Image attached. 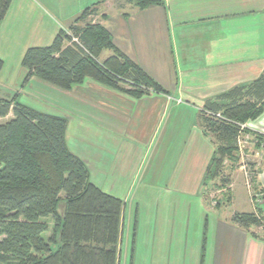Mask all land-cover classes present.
<instances>
[{
  "label": "crops",
  "instance_id": "crops-1",
  "mask_svg": "<svg viewBox=\"0 0 264 264\" xmlns=\"http://www.w3.org/2000/svg\"><path fill=\"white\" fill-rule=\"evenodd\" d=\"M97 3L102 6L96 23L162 93L147 90L133 97L125 84L107 88L90 79L56 90L35 77L29 80L47 86L54 99L59 95L60 115H52L67 120L66 146L86 166L90 183L125 204L136 186L135 202L143 210L145 204L149 216L144 214L141 237L133 238L129 264H264L260 228L232 221L234 214L254 212L246 188L245 198L242 194L246 165L225 168L226 183L206 177L218 143L200 115L206 101L264 77V0H162L145 9L128 0H12L0 25V76L3 71L8 80L24 76L25 51L50 45ZM110 56L111 51H102L98 62ZM252 97L259 112L244 124L237 147L238 152L246 149L253 189L264 197V144L256 142L264 139V96ZM169 109L175 112V126L160 138ZM167 154L174 163L166 188L195 197L203 187L205 200L212 201L225 196L232 209L222 220L206 217L198 228L190 217L173 215V204L156 199L159 164ZM210 206L219 210L220 202Z\"/></svg>",
  "mask_w": 264,
  "mask_h": 264
},
{
  "label": "trees",
  "instance_id": "trees-1",
  "mask_svg": "<svg viewBox=\"0 0 264 264\" xmlns=\"http://www.w3.org/2000/svg\"><path fill=\"white\" fill-rule=\"evenodd\" d=\"M128 1L138 9L162 3ZM11 2L0 0V25ZM100 4L84 9L68 34L59 31L50 45L25 51L21 60L25 80L35 77L69 90L90 79L107 88L125 84L129 87L125 92L133 97H141L147 90L162 93L114 47L106 29L87 21L99 14ZM72 37L78 38L87 53L70 43ZM105 50L112 56L99 63ZM2 66L0 60V71ZM252 96H264V77L202 106L205 129L218 143L206 177L226 183L223 170L238 166L237 138L244 130L240 127L259 112ZM9 115L0 124V264H118L123 200L90 183L86 166L66 146L67 120L36 110L17 101L16 96L0 99V119ZM256 142L264 144V139L257 137ZM261 211L260 216L234 214L232 221L245 229L260 228L264 208ZM48 218L51 229L43 222ZM48 232L50 236L44 239Z\"/></svg>",
  "mask_w": 264,
  "mask_h": 264
},
{
  "label": "rangeland",
  "instance_id": "rangeland-1",
  "mask_svg": "<svg viewBox=\"0 0 264 264\" xmlns=\"http://www.w3.org/2000/svg\"><path fill=\"white\" fill-rule=\"evenodd\" d=\"M40 2V1H39ZM43 4V2H40ZM44 5V4H43ZM102 4L99 5L101 7ZM93 16L87 19L88 22L96 23L97 17ZM95 20V21H94ZM69 33V32H68ZM67 33V34H68ZM6 72V71H5ZM3 71V74L0 76V99H11L12 97H17V101L25 103L26 105L39 110L43 111L45 113L50 114H57L60 115V97L57 93L55 99L50 94V91H48L47 86H41L37 85L35 82L33 83V80H25L26 76L22 75L18 77H14L11 80H8V73H5ZM55 88V87H53ZM56 90H59L55 88ZM59 92V91H57ZM29 94H36L35 97L28 98ZM60 103V105H59ZM55 104V105H54ZM57 105V106H56ZM56 109L58 112H56ZM167 110L164 114L163 120L160 123V138L162 137L163 131L165 129L170 130L175 126V112L171 113ZM11 116L9 115L6 119H0V124L7 121ZM79 147V146H78ZM89 150L91 151V148L88 147V153ZM246 149H243L242 151L238 152L239 156V163L238 166L235 168H238L242 164L246 165V169L250 170L249 174V182H250V190L244 186V189H242L243 197L245 198V188L248 191L249 199L252 201V205L256 208L257 214L260 216V211L264 208V197L260 194H257L255 190L253 189L252 185V177L253 172H251V164L252 161L250 159L244 158V154ZM87 152V151H85ZM164 157V156H163ZM161 159V156H160ZM174 161L173 158L169 154H167L164 158V160L161 159L160 161V186L156 187V193H157V200L161 203H171V205H174L173 215L175 216H188L191 218V220L196 221L197 227L200 228L203 220L208 217L209 219L218 218L219 220H222V217L226 216L228 212L231 211L232 206L227 204V199L225 196H221L217 198L215 201H212L210 197H208L207 200H205V193L204 188L200 187V190L198 191V195L193 197L192 195H187L183 193L178 192H172L170 189L166 188L165 185L167 183H171L172 177L171 174L172 171V165ZM92 166V164H89ZM92 172V170H90ZM170 174V176H168ZM245 184V181H244ZM242 185V182H241ZM243 188V187H242ZM105 189V188H104ZM246 191V192H247ZM136 192V186L132 187L129 192V197L126 200V204L124 203V211L122 214V228H121V244H120V259L118 264H129L130 259V250H131V243L134 238V242L136 240V234L141 237L140 229L142 227L144 214H145V204H144V210L143 207L139 204H136L135 197ZM107 193V192H106ZM115 195H121L123 197L124 194L116 193ZM207 196V194H206ZM125 198V197H124ZM124 200V199H123ZM220 202V208L219 210H216L215 208L211 207L210 204ZM179 207V211L177 212V209ZM247 211V210H246ZM262 212V211H261ZM146 216H149V213L145 214ZM43 222H46L49 224V226H52V223L50 222L49 218L44 219ZM144 227V225H143ZM152 231L154 232V229L152 227ZM200 230H198V236L200 235ZM209 234V233H208ZM207 234V235H208ZM260 234L264 237V219L262 221V228H260ZM159 235V234H157ZM155 235V237L157 236ZM44 239L48 238L50 236V232L43 235ZM140 258H138L139 261Z\"/></svg>",
  "mask_w": 264,
  "mask_h": 264
},
{
  "label": "built area",
  "instance_id": "built-area-1",
  "mask_svg": "<svg viewBox=\"0 0 264 264\" xmlns=\"http://www.w3.org/2000/svg\"><path fill=\"white\" fill-rule=\"evenodd\" d=\"M70 43L74 44L75 46H77L78 48H80L81 50H83L84 52L87 53V50L84 48V46L81 44V42L78 40L77 37H72ZM240 129L243 130L244 129V125H242L240 127ZM249 174H250V172L246 169V167H244L245 186H246V188L248 190H250ZM253 208H254V212L253 213L257 214L256 208L254 206H253ZM260 228H262V227H260Z\"/></svg>",
  "mask_w": 264,
  "mask_h": 264
}]
</instances>
